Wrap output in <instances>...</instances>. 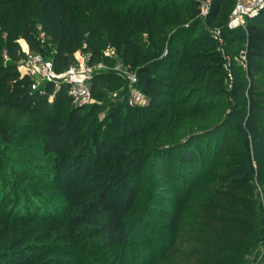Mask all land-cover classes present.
<instances>
[{
    "label": "trees",
    "instance_id": "trees-1",
    "mask_svg": "<svg viewBox=\"0 0 264 264\" xmlns=\"http://www.w3.org/2000/svg\"><path fill=\"white\" fill-rule=\"evenodd\" d=\"M211 1L203 22L193 0H0V111L42 117L48 155L68 152L79 140L91 149L85 170L70 182L84 196L75 210L12 217L0 199L6 234L0 264H53L62 258L57 253L73 254L87 224L92 236L103 234L116 249L140 247L135 264H264V211L254 196L256 185L264 184V149L257 151L255 143H264V11L247 19L245 29L229 30L235 0ZM216 27L223 30V46L212 38ZM46 31L49 42L42 38ZM239 39L246 79L229 90L224 70ZM21 40L32 54L47 59L48 53L59 73L77 63L79 50L91 54V64L137 71L149 104L110 102V93H128L115 70L93 78L90 105L75 104L68 86L36 87L20 71L27 57ZM106 107L99 121L96 114ZM236 118L243 128L239 147L231 139ZM103 128L115 135L100 137ZM20 130L0 126V136L13 143ZM96 173L99 184L90 191L85 184ZM165 190L177 196L166 197ZM141 191L149 197L147 213L162 225L157 237L140 229L136 242L126 216Z\"/></svg>",
    "mask_w": 264,
    "mask_h": 264
},
{
    "label": "rangeland",
    "instance_id": "rangeland-1",
    "mask_svg": "<svg viewBox=\"0 0 264 264\" xmlns=\"http://www.w3.org/2000/svg\"><path fill=\"white\" fill-rule=\"evenodd\" d=\"M42 38L49 42L50 38L47 31L42 34ZM243 43V39H239L235 44L231 45L229 49V52L231 53L229 56H227V65L225 66L224 70V73L227 75L225 82L229 90L234 88V81L239 80L243 82L244 79H246L244 78L245 65L241 61V58L237 53L238 50L236 49L238 46H242ZM20 45L25 51H28L25 41L21 40ZM51 47V43H47L48 50L51 49ZM45 55L48 60V53H45ZM109 57H115V55L111 52ZM107 66L116 72H119L123 78L125 77L127 81V91L129 80L126 73L131 75L136 74L137 76V71H130L127 68H124L122 64L111 66L108 63ZM237 86L238 83L236 84V87ZM167 90L168 89L165 88V91ZM120 91L121 89L115 93H110L109 101L113 102L115 105L121 103L123 104V102L127 103V94L121 95ZM242 97H244L243 94ZM230 101L232 100H228V102L232 105L238 103L237 100L236 102ZM101 104L108 105V103L105 101L101 102ZM148 104L149 97L148 101L140 107L147 106ZM229 108H231V105ZM236 109L242 110V108L239 106ZM106 111L109 112L110 107H106L105 110H98L96 117H98L99 121L104 119L105 114L103 112ZM232 123L235 125V128L234 130H231V139L232 142L236 144V147H239L243 136V128L241 122L238 121L237 118L236 120L233 119ZM0 126H16L17 128L21 129V132H23L15 138L13 143H8L4 138H2V136H0V199L3 197L4 200L2 204H5L6 211L10 213L12 217H14L19 213L20 215L24 213L32 216L34 211L42 212V214H44L43 210H64V212L75 210L79 206V203L83 200L84 196L82 193L80 194V192L77 194L74 193L76 190L73 188L78 186H72L70 182L77 171L83 172L85 170L86 167L84 165L87 160V153L90 154V146L87 145L85 141L79 140L77 143H75L74 148L68 152L59 154L58 156L48 155L43 150L47 129L46 122L42 117L39 116L26 115L20 118L16 112L1 110ZM114 135L115 133L109 134L108 132H105L103 128L100 137H113ZM214 138V136H211V139ZM259 141L260 144L257 145V151L258 148H260L259 151L263 153V140L261 141L260 138H258L256 139L255 143H258ZM97 174L98 173H96V175L90 176V178L88 177L89 179L85 184L90 185V191H94L96 187H98L97 185L99 183ZM58 175L59 178L57 179V182H55L57 185L52 184L55 177ZM64 178L68 179L69 182L65 180L64 183ZM143 181L144 180H142V182ZM36 191H40V195L43 196H40L38 193L35 194ZM14 192H17L16 196L14 195ZM118 192H120L119 189ZM163 195L171 198L177 196L176 192L173 190H165ZM254 196L258 204V210L264 211V184L256 185ZM116 197L119 198V203L123 202L124 198H122L121 192L117 194ZM32 199H34V201H32ZM147 203H149V197L147 194L142 191L139 192L138 200L134 206V210L127 213L126 216L128 231L130 232L132 240L136 242L142 241L140 238L143 234L140 229L147 227L145 234H152L154 237H157V235L154 234L155 229L162 225L154 215L147 213ZM159 205L161 208H167L162 201H160ZM146 221L149 224L146 223ZM148 225H151L153 228ZM92 227V225L87 224L85 228H81L78 231L79 244L73 250V254H70V256H61L63 254L57 253L55 256L62 258L60 260L55 259L56 261L54 260L53 264L136 263L137 257L142 253L140 247L137 245H132L127 249H116L109 242V239L103 234L92 236L90 234V228ZM0 228H2V226H0ZM13 229L17 230L18 228L15 227ZM5 238L6 234H4L1 230L0 252L3 251L1 247L2 243L5 241ZM262 250H264V248H262ZM2 262L3 261L0 260V263Z\"/></svg>",
    "mask_w": 264,
    "mask_h": 264
},
{
    "label": "built area",
    "instance_id": "built-area-1",
    "mask_svg": "<svg viewBox=\"0 0 264 264\" xmlns=\"http://www.w3.org/2000/svg\"><path fill=\"white\" fill-rule=\"evenodd\" d=\"M199 4L200 18L206 22L211 12V0H193ZM264 11V0H235V5L229 16L226 27L229 30H238L246 28V20L258 16ZM212 38L224 45V38L222 37L223 30L221 28H212L210 30ZM25 51V50H24ZM27 57L20 64V71L23 74L29 75L35 81L36 87L41 84L53 83L57 89L62 86H68L70 95L75 99L77 105H90L94 103L91 93V82L93 78L102 71L113 70L104 63L91 64V54L89 52L77 51L74 54L75 66L63 72H56L53 68L52 61L45 59L40 54H32L25 51ZM110 56L109 50L105 53ZM242 59L245 60L244 54ZM128 76V93L127 102L130 105H144L148 101L147 94L138 87V78L136 74Z\"/></svg>",
    "mask_w": 264,
    "mask_h": 264
},
{
    "label": "crops",
    "instance_id": "crops-1",
    "mask_svg": "<svg viewBox=\"0 0 264 264\" xmlns=\"http://www.w3.org/2000/svg\"><path fill=\"white\" fill-rule=\"evenodd\" d=\"M27 48H28V46H27Z\"/></svg>",
    "mask_w": 264,
    "mask_h": 264
}]
</instances>
